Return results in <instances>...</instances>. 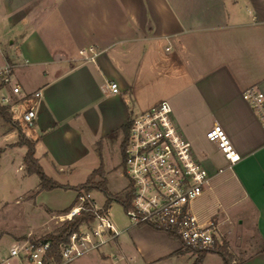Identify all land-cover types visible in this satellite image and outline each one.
I'll use <instances>...</instances> for the list:
<instances>
[{"label": "crops", "instance_id": "crops-1", "mask_svg": "<svg viewBox=\"0 0 264 264\" xmlns=\"http://www.w3.org/2000/svg\"><path fill=\"white\" fill-rule=\"evenodd\" d=\"M0 9L12 36L4 62L21 87L2 91L35 110L23 132L47 175L73 185L59 178L85 168L87 178L99 165L104 171L118 148L122 163L131 113L167 100L211 173L193 212L217 223L230 251L243 255L242 264H264V128L241 95L248 86L264 93V0H0ZM88 46L98 51L94 62L79 54ZM109 82L117 83V93ZM213 122L240 155L231 165L204 137ZM13 143L2 146L1 155ZM125 230L138 256L125 264H157L182 247L148 225ZM209 254L217 253L200 264Z\"/></svg>", "mask_w": 264, "mask_h": 264}, {"label": "built area", "instance_id": "built-area-1", "mask_svg": "<svg viewBox=\"0 0 264 264\" xmlns=\"http://www.w3.org/2000/svg\"><path fill=\"white\" fill-rule=\"evenodd\" d=\"M84 61H95L98 51L93 46L82 48ZM10 63L0 64L2 88L10 86L20 92V84L12 76ZM112 93L118 92L116 82H109ZM242 98L249 103L264 128V93L256 86L246 87ZM33 96L40 98L41 90ZM2 103L9 102L1 95ZM25 124L31 125L36 117L33 109L21 113ZM127 139L122 146L121 175L128 181L132 193L131 205L124 209L130 225H148L174 234L182 245L192 249H210L222 241L216 222L201 221L192 210V202L209 185L211 173L195 156L191 142L173 118L167 100H160L139 113H131ZM204 137L214 143L223 157L233 164L240 155L223 127L213 122L203 130ZM218 171H222L218 169ZM90 204L95 218L85 222L66 240L55 244L42 236L14 240L8 255L0 264H68L79 256L88 255L96 248L115 238L119 231L110 219L108 210L98 213V207L89 192L76 191L73 204L67 210L50 215L58 224L70 221Z\"/></svg>", "mask_w": 264, "mask_h": 264}, {"label": "rangeland", "instance_id": "rangeland-1", "mask_svg": "<svg viewBox=\"0 0 264 264\" xmlns=\"http://www.w3.org/2000/svg\"><path fill=\"white\" fill-rule=\"evenodd\" d=\"M5 15L6 12L0 9V64L4 62V56L11 52L8 41L12 36L8 32L7 23L4 19ZM56 29H61V26L58 25ZM2 90L3 88L1 87L0 93L5 94ZM0 104L8 105L12 115L10 123L0 117V133L4 132L3 137L0 138V260H2L8 255V249L14 240L27 237L28 233H32V237L44 236L47 233H57L56 230L62 224L50 220V215L52 212L56 213L68 207L72 203L76 191L70 188L39 189L38 176L36 174H28L23 162L25 147L15 145L19 137L18 129L14 126H19L22 131L29 128L21 117V113L28 108V101L22 99L14 103L9 99V102L2 103L0 99ZM142 110L144 109L139 108L134 113H139ZM7 143H13L11 144L13 146L12 150L7 151L6 155H1L2 146ZM121 169V154L118 148L116 154L107 162L103 175L95 177V181H99L101 178L105 180L107 191L114 197L123 196L128 190V181L120 174L122 172ZM45 170L50 174L46 165ZM86 172V168L80 169L72 172L68 177L65 172L62 174L63 177L59 179L75 185L85 180ZM89 193L98 207L103 205L105 201L104 192L93 189ZM108 214L115 227L119 230L117 240L124 253L118 250L116 240L113 238L106 245H102L93 251L94 258L89 255H83L76 257L68 264H125L127 260L131 261L130 258L133 260V262L131 261L132 263L135 262L138 256L134 254L129 232L125 230L129 226V221L125 216L123 206L119 202L112 201ZM177 241L179 240L177 239ZM106 248L110 250L109 255L105 258L99 256V253ZM156 248L159 249V246ZM181 249L185 251V254L173 255L169 251V254H165L162 257L163 259H160L159 262L157 261V264H191L196 254L188 250L184 245H182ZM228 251L232 255L231 264H242L243 255L241 253L231 252L229 245ZM202 264H222V260L218 254H209Z\"/></svg>", "mask_w": 264, "mask_h": 264}, {"label": "trees", "instance_id": "trees-1", "mask_svg": "<svg viewBox=\"0 0 264 264\" xmlns=\"http://www.w3.org/2000/svg\"><path fill=\"white\" fill-rule=\"evenodd\" d=\"M2 87V83H0V88ZM0 117L10 123L12 119V115L6 105L0 104ZM129 120L124 126V133H123V139L121 142V147L124 145L127 136H128V130H129ZM18 129V137L19 140L15 143V145H25L26 146V152L23 156V162L26 167V171L28 174H36L39 178V189L40 190H50L53 188H70L74 191H84L89 192L93 189L100 190L105 193V201L102 205V209H99L97 212L102 213L109 209L112 201L119 202L123 208H128L131 205L132 201V193L131 190H127L126 193H124L123 196H111L109 192L107 191L105 180L100 179L99 181H95L96 176H102L103 175V169L102 166L99 165L97 168L93 169L91 173L87 176L84 182L77 184V185H68V184H62L58 182L57 180L53 179L49 175L46 174L40 163L38 162L37 157L35 156V147L33 142H31L29 139L26 138L24 135L22 129L19 126H14ZM73 204L72 203L66 207L64 210L69 209ZM86 208L81 211V213L75 217H73L72 220L64 222L61 227L56 230L57 233H47L46 235L42 236L43 239H51L55 244H57L59 241L66 240L67 235L70 234L73 231L78 230L79 226L82 225L85 222H91L94 218L96 213L90 206V204L86 203ZM170 235L174 236V234L168 232ZM175 237V236H174ZM188 250L192 251L194 254H196V257L192 261L191 264H200L205 255L209 252L217 253L221 259L222 264H231L232 255L228 251V244L226 241L222 240V242L216 243L213 248L210 249H192L190 247L185 246ZM185 251L182 249L175 251L173 254H183Z\"/></svg>", "mask_w": 264, "mask_h": 264}]
</instances>
